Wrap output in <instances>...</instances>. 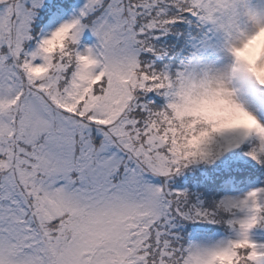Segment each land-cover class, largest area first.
Here are the masks:
<instances>
[{"label":"snow or ice","instance_id":"obj_1","mask_svg":"<svg viewBox=\"0 0 264 264\" xmlns=\"http://www.w3.org/2000/svg\"><path fill=\"white\" fill-rule=\"evenodd\" d=\"M52 3L0 0V264H264L250 235L264 189L209 208L152 179L183 170L198 147L196 122L159 97L171 101L201 68L208 90L204 49L219 42L235 58L232 78L264 85V7L84 0L64 18L63 0ZM181 22L199 29L191 56L158 64L172 52L160 38ZM86 31L96 40L81 47ZM216 91L230 119L245 121L229 146L255 134L250 155L264 156V121L233 90Z\"/></svg>","mask_w":264,"mask_h":264},{"label":"rangeland","instance_id":"obj_2","mask_svg":"<svg viewBox=\"0 0 264 264\" xmlns=\"http://www.w3.org/2000/svg\"><path fill=\"white\" fill-rule=\"evenodd\" d=\"M65 1L63 2L66 4ZM48 0H46V3ZM84 0H76L73 4V7L63 13L64 18H70L72 15L78 12L80 6H82ZM61 3V0H53L52 7L55 8ZM255 3L258 6L264 7V0H255ZM64 4V5H65ZM65 7V6H64ZM47 19V18H46ZM190 24L191 30L185 35L187 41L184 42L183 52L175 58L176 65L180 63L181 60L187 59L191 56L193 50L192 37L196 32L199 31L194 23L182 22L181 26L177 30L186 28ZM175 30L170 32L165 36L164 45L165 47L171 49L178 43L177 39L174 36ZM96 38L91 34V32L86 31L84 36L81 38V47H86L94 43ZM163 40H160L159 43H162ZM181 50L179 48L176 51V54ZM175 54V55H176ZM171 55V53H170ZM169 55V56H170ZM166 57L158 58L157 60H166ZM201 59L203 63L206 62H224L225 66L230 70L231 66L235 63V58L228 52L222 49L219 42L217 44L207 47L201 52ZM162 64H169L164 61ZM175 66V65H174ZM234 86L238 83V86L235 87L236 94L238 99L252 111L258 119L264 121V85L259 84L251 75L246 72H241L237 76L233 77ZM151 95V94H150ZM155 96V94H154ZM160 102L166 103V101L161 100ZM253 137L259 139L258 146L261 143L259 136L253 134L243 139L241 143L236 146H229L227 141H222L221 147L218 153H215L212 159V162H200L197 164L187 165L183 170L175 172L170 176H153V182L158 184L167 183L171 188L178 189L181 191H186L188 193V201L190 204H204L209 208H214L217 203L224 199L225 197L239 198L243 199L248 196L249 193L257 189H264V173L261 177H258L248 183L244 187L237 189L235 181L229 180V173L235 170V167L240 169H245L249 176L253 173L260 171L264 172V159L263 158H253L250 155L251 151L255 149L254 147L248 149H241L243 142L249 140ZM240 150L239 153H236L237 150ZM233 156V157H232ZM252 157V159H250ZM228 160H234L231 164L228 163ZM229 164L234 166L232 170H225L224 165ZM252 168V169H250ZM200 185H199V184ZM242 186V183H240ZM203 186V190H195L196 187ZM221 189L225 191L222 195L220 194ZM221 197V198H219ZM261 204L264 205V200L261 201ZM216 227V226H214ZM223 235H232L235 233L227 232V230H221ZM251 238L254 241L264 243V229L260 228L258 224L251 229L250 232Z\"/></svg>","mask_w":264,"mask_h":264},{"label":"clouds","instance_id":"obj_3","mask_svg":"<svg viewBox=\"0 0 264 264\" xmlns=\"http://www.w3.org/2000/svg\"><path fill=\"white\" fill-rule=\"evenodd\" d=\"M203 67L210 68L211 75L214 77L208 90L205 86H201L204 78L203 68L197 69L192 81L177 85L172 100L167 101L175 104L179 112L185 113L183 118L185 123L196 122L195 135L198 147L194 155L185 158L186 166L212 162L214 154L219 152L222 141L228 142L230 137L238 131L237 125L245 122L230 119L229 106L221 103V100L227 97L216 91L221 87L231 89L234 91L232 99L243 104L237 97L233 78L225 63L206 62ZM185 151L192 152L193 149H185Z\"/></svg>","mask_w":264,"mask_h":264},{"label":"trees","instance_id":"obj_4","mask_svg":"<svg viewBox=\"0 0 264 264\" xmlns=\"http://www.w3.org/2000/svg\"><path fill=\"white\" fill-rule=\"evenodd\" d=\"M66 2V4L64 5L65 7H64V11H63V13H65V11H67V10H69L70 8H72L73 7V4L76 2V0H69V1H65ZM182 23V22H181ZM190 26V24L187 26V29L186 28H182V31L181 30H177V29H175V33H174V36H175V38L177 39V41H178V43H176V45L174 46V47H172L171 48V50H172V52H171V55L170 56H168V57H166L165 59L166 60H157V63L158 64H162L164 61H166L167 63H169L170 65H171V63H172V60H175V58L177 57V56H179V54L181 53V52H183V48L185 47V46H183V44H184V42L185 41H187V39H186V34L189 32V30H191L192 28H190L189 27ZM191 31H193V30H191ZM194 32V31H193ZM160 40H163V42L162 43H160V45L162 46V47H165V45H164V41H165V36H162L161 38H160ZM179 48H181V50H179V52L176 54V51L179 49ZM176 54V55H175ZM174 66V65H173ZM152 96H154V94H151ZM161 100H164V101H166V98L165 97H161ZM160 101V100H159ZM167 102V101H166ZM258 143H259V139L258 138H256V137H253V138H251V139H247L244 143H243V145H242V148L241 149H250V148H252V147H254V148H257L258 147ZM240 149V150H241ZM239 149L237 150V152L236 153H239V151H240ZM252 152V151H251ZM233 157V156H232ZM261 158H263L264 159V156H260ZM250 159H252V157H250ZM234 160H228V163L229 164H231L232 162H233ZM229 164H226V165H224V169L225 170H232L233 168H234V166H231V165H229ZM235 170L233 171H231L230 173H229V180H232V181H235V184L237 185V189H239V186L240 187H244V186H246L248 183H250L251 181H253L254 179H256V178H258V177H261L262 176V174L264 173L263 171H262V169L260 170V171H257V172H255V173H253L251 176H249V174L247 173V171L245 170V169H240V168H238V167H235L234 168ZM250 169H252V168H250ZM253 170V169H252ZM260 173H262L261 175H260ZM240 183H242V186L240 185ZM199 184V183H198ZM200 185V184H199ZM199 188H201L200 190H203L204 188H203V186H201V187H196L195 188V190H198ZM200 190H198V191H200ZM225 191H223L222 189H221V191H220V194L219 195H222L223 193H224ZM219 198H221V197H219ZM203 206H205V207H207L206 205H204V204H202ZM214 226H216V227H214ZM213 227L214 228H221V226H219V225H214ZM258 226L260 227V228H263L264 229V220H261L259 223H258ZM223 229H225L226 230V226H224V228ZM223 229H221V230H223ZM227 232H230V231H227Z\"/></svg>","mask_w":264,"mask_h":264},{"label":"bare ground","instance_id":"obj_5","mask_svg":"<svg viewBox=\"0 0 264 264\" xmlns=\"http://www.w3.org/2000/svg\"><path fill=\"white\" fill-rule=\"evenodd\" d=\"M236 86H238V83L236 84ZM236 86H235V87H236ZM235 91H236V90H235Z\"/></svg>","mask_w":264,"mask_h":264}]
</instances>
